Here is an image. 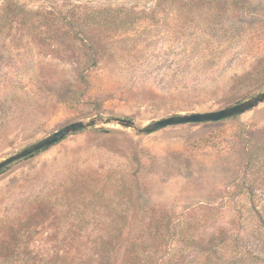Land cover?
I'll return each instance as SVG.
<instances>
[{
  "label": "rangeland",
  "instance_id": "rangeland-1",
  "mask_svg": "<svg viewBox=\"0 0 264 264\" xmlns=\"http://www.w3.org/2000/svg\"><path fill=\"white\" fill-rule=\"evenodd\" d=\"M263 92L264 0H0V162L96 120L0 171V264L264 258V103L137 132Z\"/></svg>",
  "mask_w": 264,
  "mask_h": 264
},
{
  "label": "water",
  "instance_id": "water-1",
  "mask_svg": "<svg viewBox=\"0 0 264 264\" xmlns=\"http://www.w3.org/2000/svg\"><path fill=\"white\" fill-rule=\"evenodd\" d=\"M264 103V92L258 94L257 96L253 97L252 99L245 101L243 103H239L235 106L228 107L219 111L214 112H207V113H193L187 115H178L169 118H164L158 121H155L143 128L137 129L139 134H152L158 132L162 129L172 127V126H181V125H188V124H204V123H216L223 120L231 119L237 116H241L260 104ZM120 125L125 128H132L136 129L135 122L132 120L126 119H117ZM110 122V121H109ZM96 125V120H90L89 122L85 123L83 121L75 122L65 126L64 128L60 129L59 131L55 132L54 134L44 138L21 152L3 160L0 162V170L20 161L26 159L28 157H32L33 155L47 150L60 142L64 141L68 136L81 132L87 128H92Z\"/></svg>",
  "mask_w": 264,
  "mask_h": 264
},
{
  "label": "trees",
  "instance_id": "trees-1",
  "mask_svg": "<svg viewBox=\"0 0 264 264\" xmlns=\"http://www.w3.org/2000/svg\"><path fill=\"white\" fill-rule=\"evenodd\" d=\"M237 117H239V116H237ZM237 117H234V118H237ZM248 159H249V156H248ZM6 168H4V169H2L0 171H4ZM259 173H263L264 174V163L260 164V166H259V168L257 170V174H259ZM256 207L257 206H256V204L254 202V204H253V210H254V212L257 211V208ZM256 222L258 223V228L260 230L261 229H264V217L262 215H260V216L258 215L257 216ZM262 234L264 236V230H263ZM239 259L242 260L243 262L247 263V264H264V258H261L259 256H257L255 258L252 255H248V254H245V253L242 254V256H240ZM252 259L255 260V261H253ZM235 263H236L235 260L233 261V259H231V258H225V257L224 258L221 257V259H219V261L217 262L214 259H210V256H209V257H207V260L205 261V264H235Z\"/></svg>",
  "mask_w": 264,
  "mask_h": 264
}]
</instances>
